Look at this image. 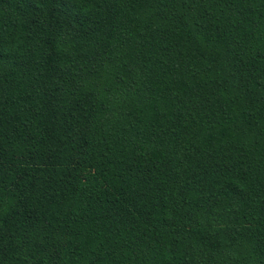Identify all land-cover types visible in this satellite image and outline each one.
Segmentation results:
<instances>
[{"label":"trees","instance_id":"1","mask_svg":"<svg viewBox=\"0 0 264 264\" xmlns=\"http://www.w3.org/2000/svg\"><path fill=\"white\" fill-rule=\"evenodd\" d=\"M0 264H264V0H0Z\"/></svg>","mask_w":264,"mask_h":264}]
</instances>
